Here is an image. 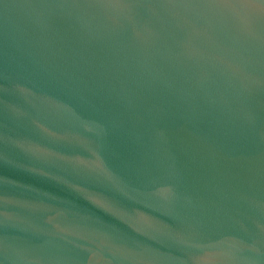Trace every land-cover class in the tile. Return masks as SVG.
I'll return each instance as SVG.
<instances>
[{
  "label": "water",
  "instance_id": "95a60500",
  "mask_svg": "<svg viewBox=\"0 0 264 264\" xmlns=\"http://www.w3.org/2000/svg\"><path fill=\"white\" fill-rule=\"evenodd\" d=\"M0 264H264V0H0Z\"/></svg>",
  "mask_w": 264,
  "mask_h": 264
}]
</instances>
